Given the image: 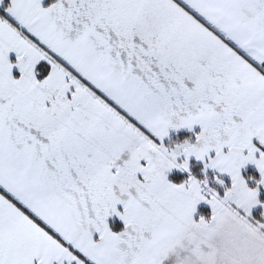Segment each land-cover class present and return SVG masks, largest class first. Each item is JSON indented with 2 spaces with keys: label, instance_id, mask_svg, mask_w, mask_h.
Listing matches in <instances>:
<instances>
[{
  "label": "snow or ice",
  "instance_id": "snow-or-ice-1",
  "mask_svg": "<svg viewBox=\"0 0 264 264\" xmlns=\"http://www.w3.org/2000/svg\"><path fill=\"white\" fill-rule=\"evenodd\" d=\"M0 264H264V0H0Z\"/></svg>",
  "mask_w": 264,
  "mask_h": 264
}]
</instances>
